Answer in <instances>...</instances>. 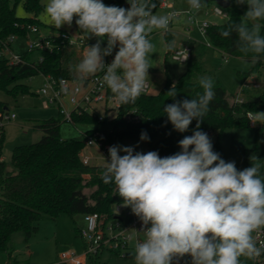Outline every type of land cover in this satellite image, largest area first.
Listing matches in <instances>:
<instances>
[{
	"label": "clouds",
	"instance_id": "obj_1",
	"mask_svg": "<svg viewBox=\"0 0 264 264\" xmlns=\"http://www.w3.org/2000/svg\"><path fill=\"white\" fill-rule=\"evenodd\" d=\"M127 3L128 8L103 0H47L40 14L44 24L57 30L71 27L75 18L80 33L96 38L74 70L81 83L102 73L117 105L134 104L145 92L151 56L157 53L150 36L155 30L170 33L177 16L175 11L154 13L153 0ZM187 3L194 13L207 7L206 0ZM234 3L246 4L247 11L239 22L230 20L221 35L231 38L235 33L238 50L245 56L251 53L256 61L264 54V0ZM215 11L226 15L220 7ZM176 43L175 39L164 42L165 50L174 52ZM114 49H118L114 58L106 64L105 57ZM187 58L184 55L181 62ZM199 85L203 92L191 99L177 100L175 84L166 93L174 101L163 107L166 124L185 133L196 121L192 134L178 141L180 151L161 157L157 151L112 145L99 173L104 184L115 185L119 207L130 208L141 222L139 231L133 229L137 233L134 264H180L185 256L191 264H242L241 257L255 260L264 255V244L258 245L264 232V163L252 156L251 166L238 170L235 161H225L213 150L211 138L200 129L215 99V82L202 76ZM248 117L253 124H264V112L250 111ZM149 139L142 131L140 141Z\"/></svg>",
	"mask_w": 264,
	"mask_h": 264
},
{
	"label": "trees",
	"instance_id": "obj_2",
	"mask_svg": "<svg viewBox=\"0 0 264 264\" xmlns=\"http://www.w3.org/2000/svg\"><path fill=\"white\" fill-rule=\"evenodd\" d=\"M163 0H153L157 12ZM212 0H206L207 5ZM21 4L27 17H20L14 9L9 7L7 0H0V92L17 97L18 95L31 94L30 88L21 81L36 75H51L56 79H71L75 76V65L78 63L77 52L62 37L65 30L46 34L44 38L49 42L50 48L33 49L19 55L18 62H11L5 57V52L11 49V36L26 35L28 26L43 25L38 17L44 8L43 0H16ZM106 5L124 7L127 0H105ZM228 20L223 24L209 25L204 36L205 44L193 43L191 45L193 55L186 63L185 70L173 79L166 76L160 91L154 94L143 93L134 104L119 105L118 114L111 120L105 116L102 122L98 121L97 114L89 112L71 111V120L63 116L50 117L39 120L33 128L43 135L37 142L28 145H17L12 152V169L0 155V254H6L8 264H28L21 262L15 254L13 238L20 233L24 241L28 242L37 232L39 223L44 219L56 221L60 215L74 213L98 212L102 215L105 224L117 217L115 206L121 203L114 184H104L99 173L104 165H89L82 161V150L86 147L87 135H94L95 131H101L107 141L111 137L115 141L140 140L142 131H146L149 140L146 141L150 151L158 153L165 150L169 155L177 151L178 141L185 135L192 133L196 121L193 120L189 130L178 133L173 130L171 123L163 112L166 104L173 103V99L166 93L173 84L177 88V100L195 98L203 89L199 85L202 76H209L215 82V99L210 104V111L201 124L202 131L216 133V141L213 150L220 154L219 141L224 132L229 128L253 127L256 130L264 129V124L251 126L248 113L264 112V95L259 99L237 100L230 102L226 88L216 77L213 71L207 68L204 61V53L207 47L220 52L223 57L243 59L250 63L247 72L237 71L242 83L253 74H261L264 70V54L258 60H252V54L245 56L235 43L236 34L231 38L221 35L222 29L232 20L239 22L247 9L243 10L230 1L226 9ZM165 40H172L171 34H165ZM36 52L38 58L32 54ZM107 63L110 60L105 59ZM75 64V65H74ZM91 77V76H90ZM88 77L85 81H87ZM107 96L113 97L107 88ZM7 108L0 101V109ZM8 109V108H7ZM129 116L138 117L137 120L129 119ZM69 121L73 125L77 123H95L100 127L88 129L80 139L63 140L60 135L61 124ZM257 158L264 163V152ZM251 166L249 155L246 153L241 165V170ZM264 173V169H262ZM89 175V179L85 178ZM97 186L90 199L95 201V206L88 205V197L83 193L86 187ZM99 255V254H98ZM89 259L93 264L97 263V257Z\"/></svg>",
	"mask_w": 264,
	"mask_h": 264
},
{
	"label": "rangeland",
	"instance_id": "obj_3",
	"mask_svg": "<svg viewBox=\"0 0 264 264\" xmlns=\"http://www.w3.org/2000/svg\"><path fill=\"white\" fill-rule=\"evenodd\" d=\"M7 1L9 7L14 9L18 16H29L24 7L16 3V0ZM171 1L175 3L174 10L180 13V17L175 18L173 24L170 26L171 37L177 42L176 47H183L195 41L200 44H205L206 38L200 30L198 23H192L188 19L186 12L190 10V8L187 0ZM43 2L46 4L47 0H43ZM129 6L130 5L127 4L124 7L128 8ZM216 6H218V4L215 0H212L207 7L201 9L200 12L197 13L198 20L203 21L206 19L210 25L225 23L228 20V16L215 15L213 10ZM238 7L243 10L247 9L246 4L238 5ZM224 12L227 13L226 9H224ZM206 13L207 15H205ZM156 14L164 13L158 9ZM38 20L43 24L39 28V31H29L26 35L16 36L13 39L11 49L4 54L8 60H10L12 56H19L29 51L30 43L35 42L41 35L53 32L56 33L58 30H65L71 34L72 37L81 35L87 39L86 33H80L78 26L75 24V18L71 27L65 25L58 30L44 24L40 20V15ZM154 32L155 33L150 36V39L156 45L157 53H153L151 59L158 63H163L161 67L167 69L169 77L176 79L185 70L186 63H180L173 60L170 56H167L164 47V42H166L165 34L160 30H155ZM87 41L96 43V38H89ZM102 46H106V40L103 42ZM70 48L76 51L77 54L78 52L79 54L81 53L80 56H82L86 47L78 48L70 45ZM116 50L118 49H114L113 54L108 56L109 59L112 60L114 58ZM162 52L163 54H161ZM32 57L37 59L38 54L34 52ZM203 57L207 68L214 72L216 77L226 88L230 102L239 99H259L264 95L263 86L258 88L242 86L243 83L238 77L237 71L247 72L250 70L249 62L236 58L225 59L220 52L211 47L206 48ZM165 76L166 75H161L159 72L151 70V68L149 69V83L151 88L148 94H154L160 91ZM256 79L261 81L260 75H258ZM21 82L30 88L31 94L18 95L14 98L5 92H0V101L5 103L10 113H15L17 115L15 120L4 123L3 127H0V155L9 169H12L11 156L13 149L17 145H28L41 139L43 134L35 130L33 125L39 122V120H46L44 118H46V116L48 117L50 114H54L55 117L59 116L58 104L51 105L49 109L43 108L44 98L38 94V89L42 87L45 82L43 75L39 74L31 78H26ZM62 103L67 112L70 113L74 109V106L70 105L67 100H62ZM95 106L99 111L103 112L108 120L113 119L118 114V109L115 107L113 101L108 102L107 108H104L103 103L95 104ZM105 110H107V112ZM257 124H259V122L253 124L250 121L251 126H256ZM94 126H97V124L77 123L73 125L69 121H64L61 124L60 135L63 140L80 139L85 131ZM208 135L214 144L216 141V133L210 132ZM112 145L135 146V151L145 153L150 151V147L146 141H115L111 137H108L106 146L101 153L96 147H84L82 156L87 155V149L88 156L90 155L92 158V163L98 162V164L104 165L106 164L105 157L109 155L108 149ZM219 146L221 158L225 161H235L237 169L241 170V165L246 153L249 157H252L264 152V129L260 131L253 127L229 128L221 136ZM177 151H180L178 146ZM123 154L124 153H121V155ZM159 155L161 157L169 156L168 152L165 150L159 152ZM86 179H89V177ZM97 189V186H91L86 187L84 190L91 196ZM121 211L124 218V226L126 227L127 223L130 221V218L127 216V212L130 211V208L121 207ZM85 228L86 224L80 219L79 215H69L65 213L60 215L56 221L44 219L39 223L37 232L28 242L24 241L22 234H15L13 238L15 254L21 262L28 264H59L62 261L63 255L68 254H74L75 257H80L84 253V240L81 236V231ZM127 235L133 237L134 231L132 229L127 231ZM140 236L142 238V234ZM134 244V240L129 242V248L122 252L125 253V256L111 251L109 245L105 246L99 253L96 264H134L132 255ZM241 261L242 264H255L254 260H248L245 257H241ZM6 262H8L6 254H0V264H5ZM85 264L93 263L91 259H88Z\"/></svg>",
	"mask_w": 264,
	"mask_h": 264
},
{
	"label": "built area",
	"instance_id": "obj_4",
	"mask_svg": "<svg viewBox=\"0 0 264 264\" xmlns=\"http://www.w3.org/2000/svg\"><path fill=\"white\" fill-rule=\"evenodd\" d=\"M105 0H103L104 2ZM160 6L165 9L167 12L175 11L171 4L168 2L162 1ZM220 7L223 12L224 9ZM213 10V13L218 16H227L226 15L217 14V12ZM176 12V11H175ZM178 18L180 16L179 12H176ZM188 19L192 23H198L200 30L203 34L206 32L208 26L210 25L207 20L199 21L197 17V13H194L191 9L186 12ZM207 14V13H206ZM173 22L170 24V26ZM29 31H39L36 26H28ZM62 37L67 41V43L73 47L83 48L90 46L95 43H91L87 41L85 37L81 35L77 37H72L68 32L62 34ZM15 36H11L9 41L12 43ZM70 39H75L76 44H72L69 42ZM44 49L50 48V44L45 40L44 35H41L35 42L30 43V49ZM188 54V58L186 61L181 62V59L184 55ZM193 55V50L190 45H186L183 47L176 48L174 52H171V57L173 60L178 61L180 63H187ZM19 56H12L10 58L11 62H18ZM108 64L107 62H105ZM102 73H97L94 76H91L87 81L81 83L80 81L71 80L67 78L56 79L51 75L44 76L45 82L42 87L38 89V94H40L43 100V107L50 108L51 105L58 104L59 114L63 116L66 120H71V112H67L65 109L62 100H67L70 105L74 106V109H77V112H89L92 114L95 113V104L106 103L107 101H113L115 107L118 109L119 105H117L115 99L113 97L107 96V87L104 85L102 81ZM260 75L261 81L256 79L258 74L251 75L248 79H246L242 86H246L248 88L251 87H264V70ZM67 89V91H65ZM150 89V84L148 83L146 90L144 93H148ZM242 102L243 99L237 100ZM98 121L102 122L105 118L104 114H97ZM17 115L15 113H10L9 109L3 108L0 109V127H3L4 123L15 120ZM129 119L137 120L136 116H129ZM254 126V125H253ZM206 133H210L206 131ZM189 133L188 135H191ZM103 138V133L101 131H95L94 135L86 136V147H96L100 153L104 150L106 146V141ZM106 160L109 159V155L105 157ZM82 161L84 164H89V157L82 156ZM115 212L120 217L115 218L110 223L105 224L102 215L98 212L87 213L84 215V221L86 224V228L81 231V236L84 240V253L80 257H75L74 254L63 255L62 261L59 264H85V262L92 256L98 255L101 250L109 245L111 251L125 256V253H122L124 250L129 248V242L131 240H136L137 233L133 230L139 231L141 229V222L138 218L131 213V210L127 212V216L130 218L127 226H124V218L122 216L121 207L117 204L115 206ZM117 229V230H116ZM134 231L133 237L127 235V231ZM141 235V234H139ZM264 244V232H262L258 236V245ZM255 264H264V255L254 260ZM180 264H191V258L185 256Z\"/></svg>",
	"mask_w": 264,
	"mask_h": 264
},
{
	"label": "crops",
	"instance_id": "obj_5",
	"mask_svg": "<svg viewBox=\"0 0 264 264\" xmlns=\"http://www.w3.org/2000/svg\"><path fill=\"white\" fill-rule=\"evenodd\" d=\"M163 1H165V2H168L169 4H171L172 5V7H173V9H174V7H175V3L173 2V1H171V0H163ZM129 5V4H128ZM159 10L162 12V13H167V11L165 10V9H163L161 6H159ZM205 15H207V14H205ZM180 17V16H179ZM178 17V18H179ZM204 20H206V19H204ZM53 32V31H52ZM53 33H55V32H53ZM155 32H153V34H154ZM47 34H51V33H47ZM46 35V34H45ZM196 42V41H195ZM194 42V43H195ZM91 43H95V42H91ZM196 43H198V42H196ZM193 43H190V44H187V45H192ZM198 44H200V43H198ZM176 48H179V47H176ZM81 50V49H80ZM81 52V51H80ZM81 54V53H80ZM80 54H79V52H78V54H77V58H78V63L80 62V60H81V58H82V56H80ZM161 54H163V52L161 53ZM83 55V54H82ZM166 55L167 56H170L171 57V52H167L166 51ZM172 58V57H171ZM105 59H107V60H110L111 61V59H109V57H105ZM77 63V64H78ZM76 64V65H77ZM152 64H153V68H151V70H153V71H155V72H159V74H161V75H168L167 74V69H164L163 67H161V63H158L157 61H155V60H153L152 61ZM75 65V64H74ZM73 75L75 76L74 78H71V80H76V81H80L79 80V77H78V74L76 73V72H74L73 73ZM166 76L164 77V80H163V83H164V81H165V79H166ZM169 76V75H168ZM163 83H162V86H163ZM150 84V83H149ZM161 86V87H162ZM150 88H151V85H150ZM161 89V88H160ZM108 102L109 101H107L106 103H103L104 104V108H107V106H108ZM44 108V107H43ZM94 110H95V113L96 114H103V112H101V111H99L97 108H96V106L94 105ZM44 109H49V108H44ZM106 112H107V110H105ZM106 112H105V114H106ZM60 115V114H59ZM49 116H51V117H55L54 116V114H50V115H48V117L46 116V118H44V119H47V118H50ZM40 118H42V117H40ZM95 127H100V125H97V126H94L93 128H95ZM98 151V150H97ZM86 152H87V155L86 156H88V151H87V149H86ZM99 152V151H98ZM89 157V165H103V164H98V162H95V163H92V161H91V157H90V155L88 156ZM105 165V164H104ZM89 177V175H85V178H88ZM83 193L88 197V205L90 206V207H93V206H95V201L94 200H92V199H90V196L85 192V190H83ZM120 204V203H119ZM73 215H79V217H80V219L81 220H83L84 221V213H81V212H78V213H74ZM85 222V221H84ZM5 264H8V262H6Z\"/></svg>",
	"mask_w": 264,
	"mask_h": 264
},
{
	"label": "water",
	"instance_id": "obj_6",
	"mask_svg": "<svg viewBox=\"0 0 264 264\" xmlns=\"http://www.w3.org/2000/svg\"><path fill=\"white\" fill-rule=\"evenodd\" d=\"M216 1V3L219 5V6H221L222 8H224V9H227V8H229V6H230V1L229 0H227V2H226V0H215Z\"/></svg>",
	"mask_w": 264,
	"mask_h": 264
}]
</instances>
